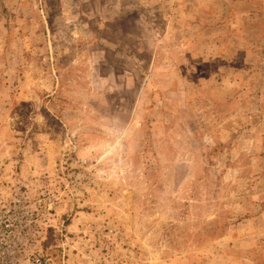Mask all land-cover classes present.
Here are the masks:
<instances>
[{
    "label": "rangeland",
    "instance_id": "rangeland-1",
    "mask_svg": "<svg viewBox=\"0 0 264 264\" xmlns=\"http://www.w3.org/2000/svg\"><path fill=\"white\" fill-rule=\"evenodd\" d=\"M264 264V0H0V264Z\"/></svg>",
    "mask_w": 264,
    "mask_h": 264
},
{
    "label": "built area",
    "instance_id": "built-area-1",
    "mask_svg": "<svg viewBox=\"0 0 264 264\" xmlns=\"http://www.w3.org/2000/svg\"><path fill=\"white\" fill-rule=\"evenodd\" d=\"M38 263H39V264H43L42 261H40V260L38 261Z\"/></svg>",
    "mask_w": 264,
    "mask_h": 264
}]
</instances>
